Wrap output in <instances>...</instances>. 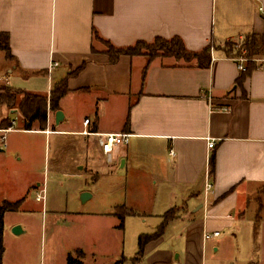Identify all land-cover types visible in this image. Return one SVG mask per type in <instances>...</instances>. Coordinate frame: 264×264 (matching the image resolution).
I'll list each match as a JSON object with an SVG mask.
<instances>
[{
	"label": "crops",
	"instance_id": "0c3cea01",
	"mask_svg": "<svg viewBox=\"0 0 264 264\" xmlns=\"http://www.w3.org/2000/svg\"><path fill=\"white\" fill-rule=\"evenodd\" d=\"M260 7L264 0H0V32L8 35L11 54L7 59L0 51V87L48 93L53 82L83 64L67 80L61 117L56 120V111H48L44 129H25L17 112L0 109V120L11 122L0 128V204L19 201L16 210L3 214L0 264H16L7 257L5 239L28 230L20 221L24 215L46 216L44 230L51 233L61 229L60 220H84L92 231L104 225L118 234L129 217L140 218V224L154 217L156 228L172 207L180 210L164 232L176 222L189 227L196 222L202 252L223 246L220 233L207 238L204 233L227 229L235 237L246 229L253 236L257 222L256 245L245 247V260L238 264H264V57H257L237 85L239 62L222 46L264 31ZM173 36L195 52L211 43L208 67L156 57L143 76V56L120 55L110 63L105 53L106 43L126 47ZM103 133L130 136L106 156ZM208 138L214 140L210 150ZM46 145L53 150L54 173L82 174L90 183L106 175L120 187L123 200L108 212L48 208L41 177L49 163ZM207 178L212 188L205 199ZM40 189L43 202L36 199ZM91 197L87 189L79 194L81 203ZM120 204L138 213L126 216L122 227L113 213ZM11 212L17 218L7 231L5 216ZM16 225L18 234L12 232ZM118 249L119 243L112 254H102L101 264L118 259L125 264ZM68 254L74 264H94L95 253L81 243L62 252L64 264ZM141 257L135 253L130 262Z\"/></svg>",
	"mask_w": 264,
	"mask_h": 264
},
{
	"label": "rangeland",
	"instance_id": "374dc122",
	"mask_svg": "<svg viewBox=\"0 0 264 264\" xmlns=\"http://www.w3.org/2000/svg\"><path fill=\"white\" fill-rule=\"evenodd\" d=\"M241 39L243 37L232 41L239 43ZM222 46L224 47V44ZM45 153L46 157L48 155L49 163L47 164L46 160L41 177L43 175L45 190H47V193L45 191L46 200H44L48 208L57 206L66 211L81 209L108 212L112 204L123 200L121 189L115 180L104 175L95 183H90L82 174L72 176L68 174L69 171L68 173H54L52 147L46 145ZM83 189L89 190L92 197L81 203L79 194ZM174 212L177 215L179 209H175ZM16 218L17 215L13 212L6 214L5 229L7 231ZM20 218L28 230L17 238L9 236L5 239L7 257L16 264H64L62 252L71 249L74 243H81L87 251L95 253L94 264L104 262L106 256L102 254H112L114 247L119 243L118 252H122L127 258L125 264H133L130 259L134 258L136 253L137 235L141 232H153L157 223L154 217H147L143 224H140V218L129 217L124 223L123 231L117 234L114 229L105 228L104 225L103 227L97 225V228L92 231V226L84 220L75 222L74 220H60L58 222L64 221L60 226L61 229H58L57 233H51L50 228L44 230L45 220H47L44 215L43 218L41 215L26 217L24 215ZM219 233L218 239L223 246L217 251L206 247L202 252L200 225L198 226L195 222L189 227L185 222H176L166 229L159 239L148 245L142 254L141 261H137V264H222L224 258H226V264H238L245 260L243 259L245 247L251 246L252 243L256 245V237L252 236V231L247 232L246 229H241L235 237L227 229L220 230ZM115 255L117 254L112 256ZM178 255L180 259H177ZM185 255H187L186 261ZM169 256L171 260L168 259ZM228 258H231V261L227 263ZM121 260L111 261L109 264H122Z\"/></svg>",
	"mask_w": 264,
	"mask_h": 264
},
{
	"label": "trees",
	"instance_id": "16d2710c",
	"mask_svg": "<svg viewBox=\"0 0 264 264\" xmlns=\"http://www.w3.org/2000/svg\"><path fill=\"white\" fill-rule=\"evenodd\" d=\"M95 37H98L95 34ZM105 53L108 61L114 63L120 55L135 56L141 55L145 60L143 67V76L148 64L156 57H171L176 61L184 63L194 62L198 66L208 67L210 61V50L213 46L207 44L200 51H190L185 46L181 38L173 36L170 38L154 37L152 41H136L134 44L126 47H114L106 43ZM227 57L244 58V71H242L236 80L237 85H241L246 76L256 66L257 57H264V31L261 34L249 33L243 36L239 43L236 41H226L223 47ZM0 51L4 53L7 59H11L10 49L8 45V35L0 32ZM83 68V64L66 74L62 79L53 82L48 93L29 92L11 87H0V109L5 106L7 109H16L18 120L23 124L25 129H44L46 126L47 112H55L59 109V100L67 91V80L69 77L76 75ZM11 126L8 118L0 120V128ZM214 172V152L209 157V173ZM19 201L8 202L3 201L0 204V253L2 249V231H3V214L6 211L16 210ZM180 207H172L161 215V220L151 233H141L137 236L136 256L143 254L145 245L151 241L160 238L164 232L166 224L176 215L174 210ZM113 213L119 219V227H122L123 220L126 216L138 214L135 210L120 204L113 208ZM257 233V222L253 227V237ZM67 264H74L75 260L70 254L66 257Z\"/></svg>",
	"mask_w": 264,
	"mask_h": 264
},
{
	"label": "built area",
	"instance_id": "2783aa9c",
	"mask_svg": "<svg viewBox=\"0 0 264 264\" xmlns=\"http://www.w3.org/2000/svg\"><path fill=\"white\" fill-rule=\"evenodd\" d=\"M259 10L262 12V15L264 16V9H262L261 7L259 8ZM237 61L239 62V68L243 71L245 69L243 62H244V58H237ZM56 63H51L50 67L55 66ZM87 119L84 120V123H87ZM129 136L130 134L128 133H103L101 134V140H100V145H101V150L102 152L106 155L109 156L112 151L117 148L118 146L122 145V144H126L129 140ZM214 147V140L212 138H208L207 139V148L210 150ZM171 152V151H170ZM212 188V184L210 182V180L207 178L204 182V196L206 199L207 193L210 192ZM36 199L39 201L44 200V189H40L37 193H36ZM219 235V231L215 230L212 231L211 233H204V237L207 238L209 236H218Z\"/></svg>",
	"mask_w": 264,
	"mask_h": 264
},
{
	"label": "water",
	"instance_id": "95a60500",
	"mask_svg": "<svg viewBox=\"0 0 264 264\" xmlns=\"http://www.w3.org/2000/svg\"><path fill=\"white\" fill-rule=\"evenodd\" d=\"M11 111H13V112H17L16 109H13V110H11ZM60 117H61V112H60L59 110H57V111L55 112V118H56V120H59ZM12 232L15 233V234H18V233L20 232V227H19L18 225L14 226V227L12 228Z\"/></svg>",
	"mask_w": 264,
	"mask_h": 264
}]
</instances>
